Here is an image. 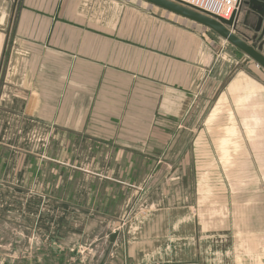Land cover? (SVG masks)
I'll use <instances>...</instances> for the list:
<instances>
[{
    "label": "crops",
    "instance_id": "obj_1",
    "mask_svg": "<svg viewBox=\"0 0 264 264\" xmlns=\"http://www.w3.org/2000/svg\"><path fill=\"white\" fill-rule=\"evenodd\" d=\"M199 27L0 0V264H264V73Z\"/></svg>",
    "mask_w": 264,
    "mask_h": 264
},
{
    "label": "water",
    "instance_id": "obj_2",
    "mask_svg": "<svg viewBox=\"0 0 264 264\" xmlns=\"http://www.w3.org/2000/svg\"><path fill=\"white\" fill-rule=\"evenodd\" d=\"M140 1L207 29L264 71V0H243L229 20L205 14L179 0ZM251 17L253 24L249 23ZM241 28L251 30V37Z\"/></svg>",
    "mask_w": 264,
    "mask_h": 264
},
{
    "label": "rangeland",
    "instance_id": "obj_3",
    "mask_svg": "<svg viewBox=\"0 0 264 264\" xmlns=\"http://www.w3.org/2000/svg\"><path fill=\"white\" fill-rule=\"evenodd\" d=\"M131 5L130 4V11L128 13V28H134V29H140V30H143V29H151V27H154L152 23H155V28L156 26H159V27H164V26H168L169 24H173L174 26L178 27V28H183L184 26H181L179 23H181L180 21H183V20H180L179 18H169V19H174L177 21V23H172L171 20L169 19H166L164 18L163 16H160L159 14H154L153 12L151 11H139V12H136L135 9L131 8ZM133 9V10H131ZM188 26L190 24H187ZM198 26H192L193 29L197 28ZM200 28V27H199ZM202 29V28H200ZM203 30V29H202ZM205 33H207L208 30L204 29L203 30ZM216 36V35H215ZM202 37V36H201ZM149 38V37H148ZM203 42L205 43L207 41V36L205 38H203ZM232 50H229L227 51L228 54H230L231 58L233 60H235L236 62H238V64L241 66V67H250V68H254V69H259V71H262L264 73L263 70H261L259 67H257L252 61H250L249 59H247L244 55H238V53H235L233 54L231 52ZM196 56H195V49H194V52H193V59H195ZM248 70V68H247ZM141 202V199L139 197H137V195H133V196H130L129 199H128V203L127 205H129V211L128 212V215L130 214H134L136 213V205H138L139 203ZM10 235V231L9 229L6 227V228H3L1 227L0 228V237H1V241H0V254H2V259H3V263L6 262V263H9L10 262V258H9V250H10V245H9V242H8V237ZM20 249L23 250V245H19ZM101 252L102 249H99ZM49 253V256L50 258L48 259V264H73L72 261H69L67 258L64 257V260L63 258L62 259H56V255L57 253L55 252L54 249L52 248H48L47 251ZM24 264V263H22ZM35 264V263H33Z\"/></svg>",
    "mask_w": 264,
    "mask_h": 264
},
{
    "label": "built area",
    "instance_id": "obj_4",
    "mask_svg": "<svg viewBox=\"0 0 264 264\" xmlns=\"http://www.w3.org/2000/svg\"><path fill=\"white\" fill-rule=\"evenodd\" d=\"M184 5L205 14L229 20L237 13L243 0H179Z\"/></svg>",
    "mask_w": 264,
    "mask_h": 264
}]
</instances>
